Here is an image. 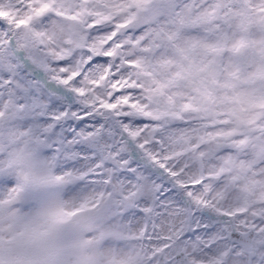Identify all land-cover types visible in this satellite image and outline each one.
Wrapping results in <instances>:
<instances>
[{"label":"snow or ice","instance_id":"snow-or-ice-1","mask_svg":"<svg viewBox=\"0 0 264 264\" xmlns=\"http://www.w3.org/2000/svg\"><path fill=\"white\" fill-rule=\"evenodd\" d=\"M0 264H264V0H0Z\"/></svg>","mask_w":264,"mask_h":264}]
</instances>
